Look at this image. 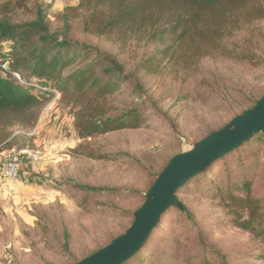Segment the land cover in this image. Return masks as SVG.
<instances>
[{
  "label": "rangeland",
  "instance_id": "obj_1",
  "mask_svg": "<svg viewBox=\"0 0 264 264\" xmlns=\"http://www.w3.org/2000/svg\"><path fill=\"white\" fill-rule=\"evenodd\" d=\"M16 1L0 0V4L15 5ZM77 2H26L15 11V18L30 20L38 3L51 30H62L64 10ZM71 27L74 41L117 57L126 73L138 79L141 95L149 101L142 107L146 120L137 128L80 141L73 129L74 110L54 93L33 129H11L0 153L33 150L40 160L23 161L16 181L0 179V264H76L104 248L128 230L155 177L173 157L191 152L264 94V21L225 42L230 50L262 60L257 66L215 55L191 72L173 67L158 74L136 70L155 46L96 37L78 21H71ZM132 89L127 84L113 98L117 112L136 102ZM89 155L116 158L96 160ZM203 175L179 191L176 197L184 210L165 214L143 251L128 264H199L221 257L226 264H264L263 244L233 227L228 216L201 192L206 188L210 196L207 191L216 182L236 176L249 181L257 198H264V142L248 141ZM74 185L117 193L85 202L83 194L72 189Z\"/></svg>",
  "mask_w": 264,
  "mask_h": 264
},
{
  "label": "trees",
  "instance_id": "obj_2",
  "mask_svg": "<svg viewBox=\"0 0 264 264\" xmlns=\"http://www.w3.org/2000/svg\"><path fill=\"white\" fill-rule=\"evenodd\" d=\"M30 1L36 2L17 0L15 5L0 4V146L7 144L11 129H33L54 93L61 95L66 106L74 110L73 129L80 141L137 128L145 122L142 107L149 101L141 95V83L126 73L117 57L74 41L71 21H78L91 35L113 39L119 44L133 41L155 46L151 56L136 66L137 71L145 74H158L162 69L173 67L191 72L203 59L215 55L253 66L262 61L254 55L228 49L225 42L235 33L264 21V0H78L75 7L64 10V28L55 31L51 30L38 3H34L30 20L15 18V11ZM2 65L7 66V72L2 70ZM127 84H132L131 96L136 102L127 110L117 112L113 98ZM257 141L264 142V133L251 139V142ZM89 158L113 160L116 157L89 155ZM209 168L198 176L203 177ZM200 185L204 187L203 181ZM72 189L83 194L85 202L117 193L85 185H74ZM205 190L201 189L203 196L212 199L233 227L248 232L264 246V198L252 193L249 181L227 177L207 191L212 193L210 196ZM145 199L146 196L143 203ZM170 210L184 209L178 202L165 214ZM145 245L125 264L140 254ZM199 264H226V260L214 258L210 263L204 259Z\"/></svg>",
  "mask_w": 264,
  "mask_h": 264
},
{
  "label": "water",
  "instance_id": "obj_3",
  "mask_svg": "<svg viewBox=\"0 0 264 264\" xmlns=\"http://www.w3.org/2000/svg\"><path fill=\"white\" fill-rule=\"evenodd\" d=\"M259 133H264V95L252 108L198 142L191 152L173 157L147 193L128 230L77 264L128 262L141 251L165 213L178 205L176 195L186 184Z\"/></svg>",
  "mask_w": 264,
  "mask_h": 264
},
{
  "label": "built area",
  "instance_id": "obj_4",
  "mask_svg": "<svg viewBox=\"0 0 264 264\" xmlns=\"http://www.w3.org/2000/svg\"><path fill=\"white\" fill-rule=\"evenodd\" d=\"M1 68L5 72L8 71L6 65H2ZM12 76L19 80L16 74H12ZM32 86L39 88L36 85ZM39 160V154L33 150H11L8 152L0 153V178L4 181H16L19 177L21 164L23 161H27L29 163H36Z\"/></svg>",
  "mask_w": 264,
  "mask_h": 264
},
{
  "label": "crops",
  "instance_id": "obj_5",
  "mask_svg": "<svg viewBox=\"0 0 264 264\" xmlns=\"http://www.w3.org/2000/svg\"><path fill=\"white\" fill-rule=\"evenodd\" d=\"M1 179V178H0Z\"/></svg>",
  "mask_w": 264,
  "mask_h": 264
}]
</instances>
